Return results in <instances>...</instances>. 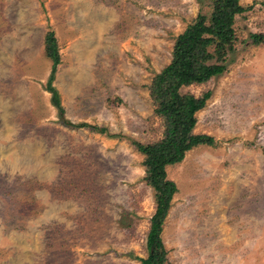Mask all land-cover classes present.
Listing matches in <instances>:
<instances>
[{
	"label": "rangeland",
	"instance_id": "374dc122",
	"mask_svg": "<svg viewBox=\"0 0 264 264\" xmlns=\"http://www.w3.org/2000/svg\"><path fill=\"white\" fill-rule=\"evenodd\" d=\"M234 60L209 81L195 132L215 145L169 165L165 264H264V0H240ZM211 0H0V264H141L156 209L132 140L163 138L149 84ZM54 84L74 124L52 102ZM108 133H113L111 135Z\"/></svg>",
	"mask_w": 264,
	"mask_h": 264
},
{
	"label": "trees",
	"instance_id": "16d2710c",
	"mask_svg": "<svg viewBox=\"0 0 264 264\" xmlns=\"http://www.w3.org/2000/svg\"><path fill=\"white\" fill-rule=\"evenodd\" d=\"M247 9L240 0H211V11L200 12L176 37L171 61L155 73L149 84L155 111L163 118L165 129L163 138L158 141L144 143L132 140V144L144 155L145 178L154 189L156 202L147 236L148 254L140 258L141 264H165L168 259L162 231L178 191L177 183L168 176V166L183 161L186 153L195 146L217 143L213 135L195 132L196 113L206 105L210 92L197 96L183 92L182 88L205 83L228 69L234 60L238 41L235 28L237 16ZM252 37L255 43L264 41L263 34H253ZM45 49L52 59L47 89L52 93V102L59 109L61 118L66 124L87 125L96 131L107 132V127L74 124L66 118V108L54 84L61 54L53 29L46 33Z\"/></svg>",
	"mask_w": 264,
	"mask_h": 264
}]
</instances>
